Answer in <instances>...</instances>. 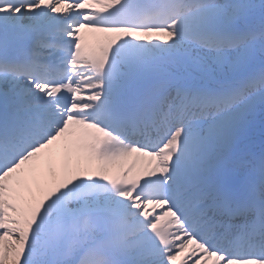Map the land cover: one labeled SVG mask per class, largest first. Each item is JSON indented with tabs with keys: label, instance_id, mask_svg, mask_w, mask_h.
<instances>
[{
	"label": "snow or ice",
	"instance_id": "1",
	"mask_svg": "<svg viewBox=\"0 0 264 264\" xmlns=\"http://www.w3.org/2000/svg\"><path fill=\"white\" fill-rule=\"evenodd\" d=\"M0 264H264V0H0Z\"/></svg>",
	"mask_w": 264,
	"mask_h": 264
}]
</instances>
